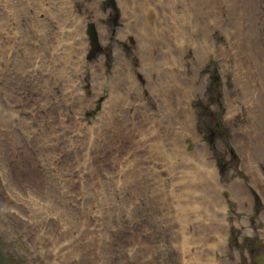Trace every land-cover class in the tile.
<instances>
[{
    "label": "rangeland",
    "instance_id": "rangeland-1",
    "mask_svg": "<svg viewBox=\"0 0 264 264\" xmlns=\"http://www.w3.org/2000/svg\"><path fill=\"white\" fill-rule=\"evenodd\" d=\"M114 4L0 0V264H195L206 239L207 264H264V124L238 83L264 69V0ZM88 21L110 56L86 61Z\"/></svg>",
    "mask_w": 264,
    "mask_h": 264
},
{
    "label": "bare ground",
    "instance_id": "bare-ground-1",
    "mask_svg": "<svg viewBox=\"0 0 264 264\" xmlns=\"http://www.w3.org/2000/svg\"><path fill=\"white\" fill-rule=\"evenodd\" d=\"M33 53H35V52H33ZM262 55L264 57V52L262 53ZM252 58H253L252 60H254V64H257L259 62V60L257 59V57H254L253 56ZM261 63H264V62L262 61ZM260 67H262V64H261ZM260 73H263L264 74V69L263 70L260 69V70H258V72L257 71H254V69H251L249 71L248 75L243 80L239 81L238 83H240V85H241L242 93H244V96L247 97L248 100H250V103L252 105V107L250 108V113L252 114V116L255 119L256 123H263L264 124V99H262L261 94L259 92V91H262L263 89L261 88V86H259V85L256 84V81H254V78H253L254 76H257V75L259 76ZM260 83H263V82H260ZM263 85H264V83H263ZM262 92H264V91H262ZM258 140H262V144L264 143V137L263 138H258ZM203 197L204 196H202V197H198V196L197 197H194V196H192L190 198V201H194V200L197 199L198 202L201 204V206L203 204V206L206 207L208 205L206 203H203L204 201L201 200V199H203ZM198 198H200V199H198ZM204 198H206V197H204ZM215 202H217V201H215ZM202 211H203V208H202ZM202 229L205 230L206 227H203ZM201 239H202V234L199 233L198 240H201ZM207 240L208 239H206V241ZM206 241H204V244L202 246H200L199 248L196 249V251L194 252L195 253V256L193 255V253H189V256H190L189 259L195 260L196 261L195 264H207L205 262L210 259L209 257H207L206 254L204 256L201 254L202 251L205 250L204 247L206 246ZM209 264H213V262L210 261Z\"/></svg>",
    "mask_w": 264,
    "mask_h": 264
}]
</instances>
